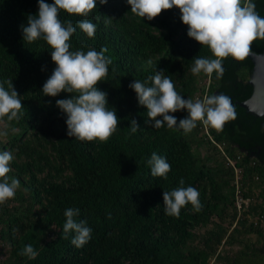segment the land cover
<instances>
[{
    "label": "trees",
    "instance_id": "obj_1",
    "mask_svg": "<svg viewBox=\"0 0 264 264\" xmlns=\"http://www.w3.org/2000/svg\"><path fill=\"white\" fill-rule=\"evenodd\" d=\"M255 3L264 15V0ZM36 11L37 0H0V81L6 87L12 82L23 105L21 118L10 122L15 131L0 137V150L14 155L8 175L21 181L16 195L0 204V240L9 248L4 264H209L222 240L232 239L238 231L234 227L227 235V229L215 223L199 248L191 246L197 237L194 231L214 217L223 219L227 205H232L235 218L237 208L230 199L234 190L223 178L227 174L234 181L233 169L204 136L200 122L187 134L145 123L146 109L138 105L129 84L164 69L180 94L202 98L206 74L194 75L190 68L196 56L211 57V51L186 35L187 26L176 8L147 20L131 13L126 0H107L90 11L88 18L97 26L92 37L79 29L80 17L61 10L59 18L72 19L76 26L70 50L106 47L111 57L108 74L97 86L107 92L118 126L107 140L81 141L67 135L64 117L55 106L56 99L70 94L48 97L41 90L55 66L50 47L43 39L22 40L20 25ZM252 52H264V38L252 42ZM223 68L219 77L215 73L209 77L206 95L231 97L236 117L219 130L208 129L229 157L240 155L236 165L242 168V194L248 197L256 180L264 184V119L239 106L252 93L250 59L225 57ZM173 114L181 117L186 112ZM132 118L140 125L135 133L128 127ZM200 130L201 142L214 148L223 164L208 165L193 147V132ZM153 151L170 163L167 178L150 174L147 159ZM181 177L185 186L199 189L203 206L193 211L189 204L179 216H171L164 211L162 192L178 186ZM259 196L258 203L244 212L256 214L261 222L264 188ZM67 207H78V219L92 228L91 239L82 247L71 243V234H63ZM258 222H251L244 232L260 234ZM28 243L38 249L34 259L21 254Z\"/></svg>",
    "mask_w": 264,
    "mask_h": 264
},
{
    "label": "clouds",
    "instance_id": "obj_2",
    "mask_svg": "<svg viewBox=\"0 0 264 264\" xmlns=\"http://www.w3.org/2000/svg\"><path fill=\"white\" fill-rule=\"evenodd\" d=\"M107 0H37L35 14L26 16L20 25L22 40L33 42L43 39L50 47L54 68L42 85L45 96L57 97L64 92L70 95L55 100V106L64 117L67 135L81 141L107 140L118 126L116 110L109 106L107 92L97 84L108 74L111 57L107 48L97 50L89 47L70 50V37L76 31L72 19L62 21L59 13L80 17L78 27L87 36L95 34L96 24L89 19L90 11ZM131 13L138 18L151 20L162 10L176 8L179 18L186 25V35L199 45H206L212 56H196L190 68L194 75L201 73L219 77L223 71V59L233 57L242 60L252 53V42L264 38V15L256 10L255 0H126ZM166 70H156L144 80L133 79L129 88L136 96L139 106L146 109L148 120L154 128L166 126L174 132L190 133L200 122L204 126L221 129L226 121L236 117L231 97L224 93L205 95L191 99L180 94ZM21 96L11 81H0V137L15 131L10 122L23 115ZM180 110L186 115L173 113ZM130 132L140 128L135 118L130 119ZM14 155L9 150H0V204L16 195L21 185L19 178L9 176L10 162ZM153 177L167 178L170 163L165 156L153 151L147 159ZM199 189L191 184L185 186L184 178L178 186L162 192L164 211L179 216L180 210L191 205L199 211L202 202ZM80 209L67 207L64 210L63 234H71V243L82 247L91 239L92 228L83 219H78ZM21 254L34 259L39 254L32 243L26 244Z\"/></svg>",
    "mask_w": 264,
    "mask_h": 264
},
{
    "label": "rangeland",
    "instance_id": "obj_3",
    "mask_svg": "<svg viewBox=\"0 0 264 264\" xmlns=\"http://www.w3.org/2000/svg\"><path fill=\"white\" fill-rule=\"evenodd\" d=\"M200 86H203L202 80L199 83ZM192 140L193 147L198 150V153L202 158L208 163V165L215 166L217 164H223L222 157L217 153L213 148L208 147L205 142H201L203 134L201 130L199 132H193ZM209 158V160H207ZM227 174L223 175L224 179H229V188H233L235 193L234 181L232 178H228ZM241 184V180L239 181ZM242 187V184H241ZM240 187V188H241ZM264 184H259L256 180L255 187H253L252 193L248 196L249 206L248 208L237 210L235 218H233V208L232 205H227L224 207L225 215L223 219L219 217H214L213 222H210L207 226L201 228H196L194 233L197 235L196 239L191 243L193 247H202L200 242L202 236L210 229H214L216 224L221 225L227 229V235L231 233L234 227V235L230 238H224L222 243L217 247L216 253L209 257V264H264V220L258 222V216L254 213L246 214L244 211L250 209V207L258 203L260 198V193L263 192ZM227 188L225 191L228 193ZM242 190V189H241ZM234 199L233 196H230V199ZM245 213V214H244ZM251 222L257 223V228L261 231L258 233H245V229L249 226ZM216 223V224H215ZM241 231V232H239ZM234 232V230H233ZM232 232V233H233ZM232 240V241H231ZM256 252L252 255L253 251ZM9 248L7 244L1 242L0 240V264H4L8 256Z\"/></svg>",
    "mask_w": 264,
    "mask_h": 264
},
{
    "label": "water",
    "instance_id": "obj_4",
    "mask_svg": "<svg viewBox=\"0 0 264 264\" xmlns=\"http://www.w3.org/2000/svg\"><path fill=\"white\" fill-rule=\"evenodd\" d=\"M252 53L247 56L252 63L248 81L252 87V93L248 99L239 102V106L251 115L264 119V52Z\"/></svg>",
    "mask_w": 264,
    "mask_h": 264
},
{
    "label": "built area",
    "instance_id": "obj_5",
    "mask_svg": "<svg viewBox=\"0 0 264 264\" xmlns=\"http://www.w3.org/2000/svg\"><path fill=\"white\" fill-rule=\"evenodd\" d=\"M209 81H210V78L209 76L206 75L205 92L203 93L202 98L206 95ZM201 127H202V132L204 133V136L221 151V154L223 155L225 159V165L233 169L234 185H235L234 201H235L237 210L239 211L241 208L242 209L248 208L249 198L243 196L242 190H241L242 187H241V184L239 183V181L241 180L242 168L236 165V162H238L239 159L241 158L240 155H237L235 158L229 157L228 154L225 153L224 151V145L222 143H217L214 141L213 137L209 133L208 126H204L201 123Z\"/></svg>",
    "mask_w": 264,
    "mask_h": 264
}]
</instances>
